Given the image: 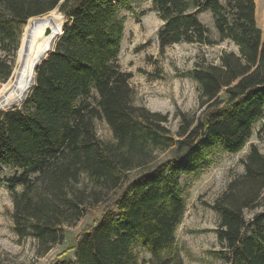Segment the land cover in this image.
<instances>
[{"label":"trees","instance_id":"trees-1","mask_svg":"<svg viewBox=\"0 0 264 264\" xmlns=\"http://www.w3.org/2000/svg\"><path fill=\"white\" fill-rule=\"evenodd\" d=\"M128 3L0 0V50L17 48L31 17L56 10L65 20L26 100L0 110V183L11 190L18 238L34 239L45 253L62 243L68 227L99 212L69 248L74 258L51 264H141L136 248L149 254L147 264H183L175 232L186 210L179 186L184 159L203 141L240 149L259 119L264 139V38L255 1L153 0L161 51L180 42L236 47L188 72L199 86L198 108L178 111L174 130L168 113L134 103L131 74L114 63L124 31L119 10ZM197 10L211 12L216 39ZM0 72L10 75L1 59ZM96 121L108 125L110 141L97 135ZM243 165L212 206L222 245L213 253L228 264H264V208L250 221L242 214L264 206V154L256 145Z\"/></svg>","mask_w":264,"mask_h":264},{"label":"rangeland","instance_id":"rangeland-1","mask_svg":"<svg viewBox=\"0 0 264 264\" xmlns=\"http://www.w3.org/2000/svg\"><path fill=\"white\" fill-rule=\"evenodd\" d=\"M254 1L256 24L264 38V0ZM119 13L124 17V31L114 63L121 71L131 74L129 83L134 91V103L151 111L168 113L170 127L174 130L177 123L174 115L178 111L191 113L198 108L199 86L188 72L197 62L201 60L217 62L222 50H234L236 47L228 41L215 45L180 42L161 51L157 32L162 20L153 0H129L128 5L120 7ZM58 14L63 30L65 20L60 13ZM196 14L209 28L210 36L216 39L217 32L211 12L197 10ZM26 25L20 34L17 48H14V45H7L0 50V59L7 69H10L7 78H4L6 72H0V89L6 83H13L20 73L27 54L26 49L23 54L19 52ZM261 122L259 119L254 123L252 135L240 149L231 151L223 144L203 141L199 143L198 150L189 153L181 164L179 186L186 210L175 235L183 264H228L213 253L221 249L222 245L217 238L220 215L212 206L227 190L228 185L243 174V159L250 146L256 145L264 154V139L257 133ZM95 128L103 141L112 139V132L104 121H96ZM12 208L11 190L6 183H0L2 264H51L56 258L73 259L74 250L69 248L74 244L75 237L86 224L99 216V212L96 211L87 214L74 226L66 229L62 243L52 246L45 253H40L34 239L18 238L14 232L10 216ZM262 208L264 206L246 207L242 209V214L246 221H250ZM249 231V228H245L243 233ZM135 250L139 254L140 263L147 264L144 261L148 259L149 254L141 248ZM61 253L62 255L58 257Z\"/></svg>","mask_w":264,"mask_h":264},{"label":"water","instance_id":"water-1","mask_svg":"<svg viewBox=\"0 0 264 264\" xmlns=\"http://www.w3.org/2000/svg\"><path fill=\"white\" fill-rule=\"evenodd\" d=\"M53 11V10H52ZM51 11L40 16H34L28 19L30 27L27 30L26 52L29 59H33V76L30 78L31 83L28 86L23 98L17 102L3 103L0 110L11 109L24 102L28 93L35 84L36 69L46 60L48 55L53 51L56 40L62 35L63 30H57V26L51 17H44ZM54 12H57L54 10ZM27 21V22H28Z\"/></svg>","mask_w":264,"mask_h":264},{"label":"bare ground","instance_id":"bare-ground-1","mask_svg":"<svg viewBox=\"0 0 264 264\" xmlns=\"http://www.w3.org/2000/svg\"><path fill=\"white\" fill-rule=\"evenodd\" d=\"M44 17H51L54 23L57 26V30H62V21L60 19V15L56 12H50L48 15ZM30 27L29 21L26 25V28L22 35V41L20 46V54H23L25 51L27 33ZM33 59H29L25 57L24 63L22 64L20 73L17 75L15 81L13 83H6L0 89V107L3 106V103H11L20 101L23 98L24 93L26 92L28 86L31 83V77L33 76Z\"/></svg>","mask_w":264,"mask_h":264}]
</instances>
